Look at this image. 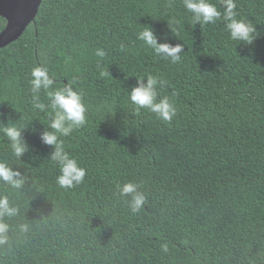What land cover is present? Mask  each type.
<instances>
[{
	"label": "trees",
	"instance_id": "trees-1",
	"mask_svg": "<svg viewBox=\"0 0 264 264\" xmlns=\"http://www.w3.org/2000/svg\"><path fill=\"white\" fill-rule=\"evenodd\" d=\"M235 2L257 28L252 45L231 40L223 21L193 24L183 0H42L0 49V113L28 127L29 144L16 161L0 138V159L25 177L19 189L0 184L19 207L6 218L0 264H264V0ZM6 23L0 16V32ZM146 25L183 45L179 62L137 39ZM39 65L54 88L75 80L88 107L86 124L61 137L87 170L73 188L56 183L59 166L40 139L53 130L31 102ZM148 75L166 81L160 95L178 108L171 123L134 112L131 86ZM127 180L146 194L136 214L116 189Z\"/></svg>",
	"mask_w": 264,
	"mask_h": 264
},
{
	"label": "clouds",
	"instance_id": "clouds-1",
	"mask_svg": "<svg viewBox=\"0 0 264 264\" xmlns=\"http://www.w3.org/2000/svg\"><path fill=\"white\" fill-rule=\"evenodd\" d=\"M220 7L213 0H183L184 8L192 14V23L203 25L216 24L223 21L230 39L239 41L245 46L252 45L256 40V26L240 18L236 11L235 0H219ZM176 23H179L177 21ZM172 33L175 28H170ZM137 39L152 49L158 57L177 63L181 60L184 47L181 43L173 44L164 36L163 42L151 25H146L137 33ZM123 45L121 49L123 50ZM96 56L104 57L102 49L96 51ZM31 91L33 93L32 106L41 112L48 111L51 117L49 127L40 133L41 142L52 148L50 160L59 166L60 174L56 177V183L64 189L73 188L84 182L87 170L79 161L66 150L61 137H68L72 132L86 124L88 120V107L86 106L82 92L74 89L75 80L66 81L62 87L54 88L55 74H49V69L43 65L35 66L31 72ZM166 81L154 75H148L145 79L137 78L131 86L130 101L135 105L134 112L140 114L141 109L154 113L156 117L171 123L177 115L178 108L173 99L161 96L159 88L164 87ZM46 92L48 103L41 102L40 92ZM50 110V111H49ZM28 129L23 124H17L10 117L5 123L3 114L0 113V138L6 139L12 156L16 161L29 151V144L25 138ZM25 182V177L19 168H13L9 161L0 159V184L19 189ZM118 195L124 200L133 214L143 210L146 202V194L141 190L138 181L127 180L117 183ZM19 215V207L13 204L8 195L0 194V247L10 243L11 225L6 218ZM21 232L26 233L29 225L22 223L19 226ZM167 251V246H164Z\"/></svg>",
	"mask_w": 264,
	"mask_h": 264
},
{
	"label": "water",
	"instance_id": "water-1",
	"mask_svg": "<svg viewBox=\"0 0 264 264\" xmlns=\"http://www.w3.org/2000/svg\"><path fill=\"white\" fill-rule=\"evenodd\" d=\"M42 0H0V16L6 26L0 32V49L17 41L37 16Z\"/></svg>",
	"mask_w": 264,
	"mask_h": 264
}]
</instances>
